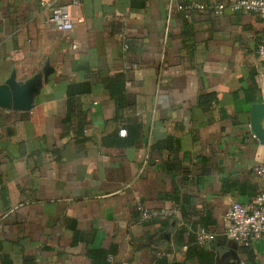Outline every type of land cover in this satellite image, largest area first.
I'll return each mask as SVG.
<instances>
[{"label":"crops","instance_id":"obj_1","mask_svg":"<svg viewBox=\"0 0 264 264\" xmlns=\"http://www.w3.org/2000/svg\"><path fill=\"white\" fill-rule=\"evenodd\" d=\"M231 1L83 0L82 21L59 32L51 9L70 0H0V85L53 70L32 110L0 107V264H264V237L225 235L230 205L264 187L251 128L264 23L212 13ZM184 197L186 215L140 222L138 203ZM202 228L210 247L195 244Z\"/></svg>","mask_w":264,"mask_h":264},{"label":"built area","instance_id":"obj_2","mask_svg":"<svg viewBox=\"0 0 264 264\" xmlns=\"http://www.w3.org/2000/svg\"><path fill=\"white\" fill-rule=\"evenodd\" d=\"M83 0H70V2L63 6H56L51 9V15L48 24L53 30L59 32L72 31L77 22H81L74 16L73 8L80 7ZM186 7L179 6V9L184 10ZM188 9H195L200 11L208 10L206 4L195 3L188 6ZM212 13L216 16H222L226 13H253L260 17L264 23V0H233L230 3L221 2L214 7H211ZM118 39L123 47L124 52L130 50L129 33L124 27L118 33ZM73 44V48H77ZM258 56L264 60V42L261 43L257 50ZM141 68V64L131 60H125V69L132 72ZM122 135H126V131H121ZM254 139H257L255 134H252ZM257 176L263 179L264 182V157H262L254 169ZM137 211L139 213L140 222L146 223L159 218L175 219L181 213V207L178 204H172L165 209H155L145 206L143 203H138ZM227 229L225 235L244 245L250 246L257 239L264 237V187L253 198L250 205H243L234 202L230 205L226 213ZM216 239V234L202 228L196 232V242L202 247H210Z\"/></svg>","mask_w":264,"mask_h":264},{"label":"water","instance_id":"obj_3","mask_svg":"<svg viewBox=\"0 0 264 264\" xmlns=\"http://www.w3.org/2000/svg\"><path fill=\"white\" fill-rule=\"evenodd\" d=\"M52 71L47 63L42 73L25 82L18 81L17 73L13 72L10 78L0 85V107L17 111L32 110L37 95ZM251 128L257 139L264 144V103H256L252 106Z\"/></svg>","mask_w":264,"mask_h":264},{"label":"trees","instance_id":"obj_4","mask_svg":"<svg viewBox=\"0 0 264 264\" xmlns=\"http://www.w3.org/2000/svg\"><path fill=\"white\" fill-rule=\"evenodd\" d=\"M122 30V29H121ZM129 44H130V41H129ZM125 92V80L124 79H120L119 81H116L114 83V87H113V90H112V95L113 97H115L118 101H120L121 103L123 102V99H122V96ZM71 96V100H73V96L72 94H70ZM128 131H126L127 133ZM134 133V132H132ZM191 199L188 198V197H184L182 199L180 198H175V202L177 204H179V206L181 207V211L186 215V211H187V205L189 203ZM197 229V228H196ZM195 244L199 247H201L200 245L197 244L196 242V239H195Z\"/></svg>","mask_w":264,"mask_h":264}]
</instances>
